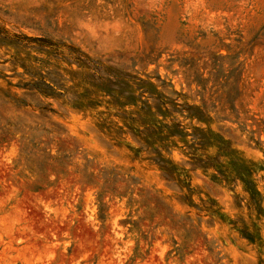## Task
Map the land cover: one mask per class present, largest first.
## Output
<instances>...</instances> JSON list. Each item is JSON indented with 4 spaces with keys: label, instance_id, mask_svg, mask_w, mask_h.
<instances>
[{
    "label": "rangeland",
    "instance_id": "1",
    "mask_svg": "<svg viewBox=\"0 0 264 264\" xmlns=\"http://www.w3.org/2000/svg\"><path fill=\"white\" fill-rule=\"evenodd\" d=\"M0 264H264V0H0Z\"/></svg>",
    "mask_w": 264,
    "mask_h": 264
}]
</instances>
